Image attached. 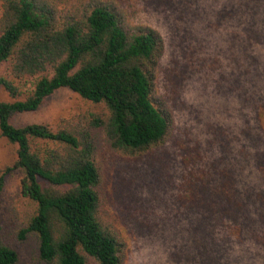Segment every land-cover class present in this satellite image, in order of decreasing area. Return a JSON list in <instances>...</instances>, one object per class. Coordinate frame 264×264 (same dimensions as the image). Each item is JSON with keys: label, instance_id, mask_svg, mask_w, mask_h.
I'll use <instances>...</instances> for the list:
<instances>
[{"label": "trees", "instance_id": "16d2710c", "mask_svg": "<svg viewBox=\"0 0 264 264\" xmlns=\"http://www.w3.org/2000/svg\"><path fill=\"white\" fill-rule=\"evenodd\" d=\"M225 7L245 39L243 159L223 162L216 184L203 175L200 192L194 175L186 183L195 216L180 248L188 264H264V44L255 42H264V0ZM165 52L161 32L133 22L118 0H0V86L10 97L0 98V137L15 154L0 170V195L18 173L11 236L33 239L40 264H126V239L104 207L102 153L107 145L138 158L171 140L175 116L159 84ZM62 88L95 107L56 126L13 123ZM19 258L0 213V264Z\"/></svg>", "mask_w": 264, "mask_h": 264}, {"label": "rangeland", "instance_id": "374dc122", "mask_svg": "<svg viewBox=\"0 0 264 264\" xmlns=\"http://www.w3.org/2000/svg\"><path fill=\"white\" fill-rule=\"evenodd\" d=\"M225 1L118 0L133 22L150 25L164 37L160 92L175 116L171 140L150 154L130 158L107 145L103 149L104 207L126 239V264H188L180 245L188 238L190 218L195 215L184 199L186 183L194 175L200 182L194 187L200 192L203 175L208 184H216L226 168L223 162L230 167L243 159L248 111L243 98L247 95L245 39L239 19ZM1 72L5 69L0 68ZM259 86L264 90V70ZM0 98L10 99L1 86ZM94 107L62 88L38 111L19 114L13 123L56 126L61 118ZM14 158V147L0 137V170ZM20 180L15 172L7 176L0 195L1 223L19 248L18 264H40L35 241L22 244L13 237L17 221L10 210L18 204Z\"/></svg>", "mask_w": 264, "mask_h": 264}]
</instances>
